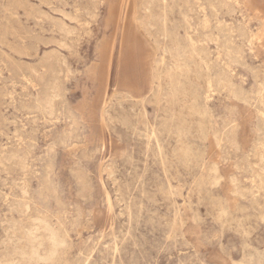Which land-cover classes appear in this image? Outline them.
Returning a JSON list of instances; mask_svg holds the SVG:
<instances>
[{"label":"rangeland","instance_id":"1","mask_svg":"<svg viewBox=\"0 0 264 264\" xmlns=\"http://www.w3.org/2000/svg\"><path fill=\"white\" fill-rule=\"evenodd\" d=\"M262 158L264 0H0V264H264Z\"/></svg>","mask_w":264,"mask_h":264},{"label":"bare ground","instance_id":"2","mask_svg":"<svg viewBox=\"0 0 264 264\" xmlns=\"http://www.w3.org/2000/svg\"><path fill=\"white\" fill-rule=\"evenodd\" d=\"M128 2V1H127ZM88 4V3H87ZM96 4V3H95ZM94 4V5H95ZM96 6V5H95ZM96 9V8H95ZM97 10V9H96ZM96 10H94V11H96ZM93 11V10H92ZM98 11V10H97ZM93 13V12H92ZM96 14V13H95ZM88 15V14H87ZM263 15V14H262ZM90 16H92V15H90ZM93 19H94V17H93ZM134 19V18H133ZM141 22L143 23V21L141 20ZM67 32H69L68 30H67ZM215 32H217L216 30H215ZM250 33V32H249ZM70 34V33H69ZM66 35H68V33L66 34ZM61 41H64V40H61ZM205 45V44H204ZM214 45V44H213ZM59 46V45H58ZM62 46V45H61ZM65 46V45H64ZM67 46V45H66ZM249 50V49H248ZM206 57V56H205ZM63 60V59H62ZM64 63V62H63ZM221 63V62H220ZM225 65V64H224ZM234 82V81H233ZM36 95V94H35ZM109 98H111V96L109 97ZM52 102V101H51ZM105 102H107V101H105ZM234 103V102H233ZM234 106V105H233ZM104 109V108H103ZM103 118V117H102ZM215 135V134H214ZM213 135V136H214ZM214 138H215V136H214ZM215 140H216V138H215ZM215 140H214V143L216 144V142H215ZM251 141H253V140H251ZM252 144V143H251ZM236 146V145H235ZM252 146V145H251ZM251 148V147H250ZM240 150V149H239ZM239 152V151H238ZM246 154V153H245ZM259 156H260V154H259ZM262 156V155H261ZM259 158V157H258ZM264 158H262V160H263ZM256 164H257V162H255ZM234 164V163H233ZM101 165L102 164H100V166H99V168L101 167ZM239 165V164H238ZM243 165V164H242ZM214 166V165H213ZM256 166V165H255ZM215 167V166H214ZM254 167V166H253ZM101 169V168H100ZM209 169V168H208ZM208 169H207V171H208ZM217 169V168H216ZM219 169V168H218ZM217 171V170H216ZM259 171V170H258ZM104 172V171H103ZM211 172H214V169H213V171H211ZM218 172H219V170H218ZM217 172V173H218ZM100 173H101V170H100ZM209 173V172H208ZM235 173V172H234ZM215 177H216V174H213ZM210 176V175H209ZM208 176V177H209ZM207 177V178H208ZM230 177V176H229ZM214 178V177H213ZM218 178H220V177H218ZM223 177H221L219 180H221ZM231 178H232V176H231ZM216 180H217V178H216ZM216 180H214V181H216ZM237 180H239V179H237ZM236 180V182H239V181H237ZM211 182L213 181V180H210ZM227 181V180H226ZM218 182V184H219V181H217ZM231 182H232V180H231ZM230 182V183H231ZM235 183V182H234ZM234 183H233V185H234ZM26 184V183H25ZM215 185H216V183H214ZM238 184V183H237ZM233 185H232V187H233ZM240 185V184H239ZM212 186H214L213 184H212ZM219 186V185H218ZM235 187V186H234ZM237 187V186H236ZM239 187V186H238ZM235 190H236V188H234ZM233 189V190H234ZM238 190V189H237ZM245 190V189H244ZM240 191V190H239ZM234 192V191H233ZM250 192V191H249ZM231 193H232V190H231ZM24 194H26L25 192H24ZM235 194H238V193H235ZM240 195V194H239ZM241 196V195H240ZM239 196V197H240ZM242 197V196H241ZM243 198V197H242ZM110 207V206H109ZM25 211H26V209H25ZM264 215V214H263ZM262 216V215H261ZM264 217V216H263ZM262 217V218H263ZM261 218V219H262ZM264 219V218H263ZM261 221V220H260ZM13 223H15V222H13ZM44 230L48 233V237H49V243H50V246H49V248H42V246H43V242H38L39 244H31V246H30V249H29V252H23V254H28V256H29V261H33V260H35V262H33V264H44V263H40L41 261H43V262H46V261H49V260H51V259H53L58 253H59V250H60V248L66 243V235L62 232V230H61V228H59V227H56V226H52V225H50L49 223H47L46 225H44ZM40 229V227H37L35 230L36 231H38ZM26 230V229H25ZM28 232V231H27ZM33 233V232H32ZM34 234V233H33ZM33 236V235H32ZM47 237V238H48ZM114 237V236H113ZM37 238V234H35V239ZM101 240V239H100ZM28 259V258H27ZM5 263V262H4ZM9 264H22L21 263V261H15V260H12V261H10V263ZM85 264V263H84Z\"/></svg>","mask_w":264,"mask_h":264}]
</instances>
